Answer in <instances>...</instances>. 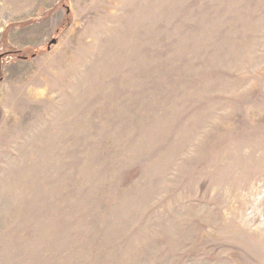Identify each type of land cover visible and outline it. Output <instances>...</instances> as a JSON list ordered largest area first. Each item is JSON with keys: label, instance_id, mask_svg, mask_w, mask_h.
Returning a JSON list of instances; mask_svg holds the SVG:
<instances>
[{"label": "rangeland", "instance_id": "374dc122", "mask_svg": "<svg viewBox=\"0 0 264 264\" xmlns=\"http://www.w3.org/2000/svg\"><path fill=\"white\" fill-rule=\"evenodd\" d=\"M0 264H264V0H0Z\"/></svg>", "mask_w": 264, "mask_h": 264}, {"label": "water", "instance_id": "95a60500", "mask_svg": "<svg viewBox=\"0 0 264 264\" xmlns=\"http://www.w3.org/2000/svg\"><path fill=\"white\" fill-rule=\"evenodd\" d=\"M56 43V40H53L51 43H50V45H52V44H55ZM49 45V46H50Z\"/></svg>", "mask_w": 264, "mask_h": 264}, {"label": "trees", "instance_id": "16d2710c", "mask_svg": "<svg viewBox=\"0 0 264 264\" xmlns=\"http://www.w3.org/2000/svg\"><path fill=\"white\" fill-rule=\"evenodd\" d=\"M13 54H17V55H18V54H20V53H19V52H13ZM18 56H19V55H18Z\"/></svg>", "mask_w": 264, "mask_h": 264}]
</instances>
